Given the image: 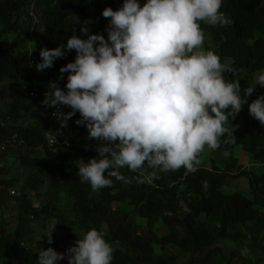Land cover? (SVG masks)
Listing matches in <instances>:
<instances>
[{
	"label": "trees",
	"instance_id": "trees-1",
	"mask_svg": "<svg viewBox=\"0 0 264 264\" xmlns=\"http://www.w3.org/2000/svg\"><path fill=\"white\" fill-rule=\"evenodd\" d=\"M122 3L123 0H0V83L11 81L18 94L4 113H0L10 119V125L0 129V148L16 135L17 141L23 142L20 165L27 169L24 178L19 180L9 178L6 166H0V204L10 199L16 202L9 222H0V264H37L38 254L23 251V244L32 239L36 225L41 222L44 227L51 219L57 220V229L64 230L67 237H73L69 235L70 227L83 229L82 235L73 237L75 244L87 231L95 229L110 245L121 246L122 249L113 251L112 264H177L186 256L189 257L183 264H194L192 255L203 250L206 264H262L264 214L259 209L264 208V127L249 115L248 109V104L264 95V88L259 85L240 113L226 125L234 131L235 142L225 143L228 139L225 135L216 151L231 153L239 147L250 156L253 164L261 166L260 172L239 165L238 160L229 155L219 167L211 162L210 167L197 166V171L188 175L183 168L168 172L156 169L157 179L153 185H147L138 184L134 179L138 173L124 168L120 171L132 178L131 183L124 184L112 178V186L99 190L94 197L90 185L81 183L78 176L79 160L88 162L98 156L95 150L83 146L87 129L75 123L80 118L79 113L68 121L66 128H60L58 123L51 130V134L60 142H67L68 147L47 145L48 115L43 105L34 116V122L26 126L14 123L22 109L19 94H26L22 91L23 85L29 82L30 91L34 86L41 89L43 84L56 82L64 89L68 73L60 79L59 69L73 62L76 53L73 50L56 60L34 84L24 71L25 59L30 56L35 61L40 60L42 48L55 49L66 44L73 33L86 39L80 31L85 21H91L86 25L89 34L103 35L108 19L102 17V11L107 7L117 10ZM140 3L142 6L145 0ZM31 8L41 34L30 31ZM220 11L232 23L223 27L201 22L204 36L208 35L215 46L213 50L208 46L205 49L217 54L221 63L231 59L236 68L244 70L245 81L240 84L243 96V89L255 82L254 73L264 69V0H223ZM92 22L97 23V30L93 29ZM75 28L78 30L74 31ZM6 35H29L33 44L30 50L20 51L19 39L10 44ZM69 111L70 108L63 107V112ZM9 149L0 151V158ZM37 154H42L43 158H36ZM47 178L52 181L46 185ZM240 178L247 181L251 200L241 193L222 192L227 179ZM204 182H207L206 188ZM45 187L52 201L35 205L29 194L41 198V190ZM11 189L19 195L11 197ZM61 195L72 201V221L66 220L60 210ZM124 204L132 207L130 213L121 208ZM135 218L146 223L140 233L134 231ZM157 223L165 228L164 235L155 232ZM219 242H231L235 249L225 255L217 246ZM39 244L48 247L44 235L40 236ZM154 246L161 250L174 246L179 254L157 255ZM245 248L248 257L241 255Z\"/></svg>",
	"mask_w": 264,
	"mask_h": 264
},
{
	"label": "clouds",
	"instance_id": "clouds-1",
	"mask_svg": "<svg viewBox=\"0 0 264 264\" xmlns=\"http://www.w3.org/2000/svg\"><path fill=\"white\" fill-rule=\"evenodd\" d=\"M223 0H123L121 7H107V39L89 34L85 21L81 39L75 33L55 49L42 48L37 71L50 69L66 54L73 62L59 69L67 75L64 89L50 82L41 104L52 113L60 128L75 121L94 141L96 158L80 161L78 176L93 191L111 187L113 179L131 183L121 173H138V184L153 185L156 169L164 172L197 171L200 154L216 150L221 138L235 142L227 127L235 119L257 85L264 88V69L254 73V84L242 89L235 69L205 50L201 22L229 26ZM225 73H231L232 80ZM68 107L65 113L61 108ZM249 115L264 127V95L248 104ZM227 155V152H225ZM151 169L152 171H148ZM207 187V182H204ZM51 230L47 242L52 243ZM112 264L113 249L95 229L77 239L61 254L49 247L38 252L37 264Z\"/></svg>",
	"mask_w": 264,
	"mask_h": 264
},
{
	"label": "rangeland",
	"instance_id": "rangeland-1",
	"mask_svg": "<svg viewBox=\"0 0 264 264\" xmlns=\"http://www.w3.org/2000/svg\"><path fill=\"white\" fill-rule=\"evenodd\" d=\"M90 12L92 13L93 9H91ZM32 13H34L33 10ZM92 26L94 30H97L98 25L96 22H92ZM33 32L38 34L42 33L38 25H36ZM29 35L19 36V37L14 35H6L5 37L7 38V42L10 44L13 41L19 39L20 44L18 46V50L25 51V50H30L31 45L33 44V39H31V36ZM103 35L105 36V39H107V33H103ZM206 46H208L211 50L215 49V46L212 45L208 35H205V40L203 45L204 49ZM40 62H41L40 60H36V63H40ZM223 64L235 69V78L239 80L240 84L245 81L244 70L236 68L234 66V62L231 59L224 60ZM47 72L48 69L41 71V77L45 75ZM225 76L229 80H232L234 78L231 73H225ZM48 85L49 84H43L42 88L38 89L40 90L41 95H44V93L48 91ZM17 95L18 94L16 92L14 83H12L9 80H5L4 82L0 83V113H4V111L8 108V106L16 100ZM19 95L21 97L20 101L22 102V109L20 110L19 116L14 123L19 126H26L34 122V116L39 114V112L41 111L42 104L37 100H33L32 98H30L28 94H24L21 92V94ZM44 109L46 111V107H44ZM83 146L94 150V143L91 142L89 139L85 141ZM21 154L22 151L20 150V148L15 147L9 149L4 156H1L0 162L3 163L4 166H6L7 171L9 172V174L7 175L9 178L22 180L26 175L27 169L23 168L20 165ZM229 155L235 157L238 160L239 165H243L253 172H260L262 169L260 165L253 164L250 156L245 154L239 147H235L231 151V153L227 152V155H225V152L208 149L206 147L205 150L199 156L200 163L197 166L210 167L211 162H214L219 167L224 163L226 159H228ZM35 157L40 159L43 158V155L37 154L35 155ZM51 181L52 178H47L46 185L49 184ZM48 191L49 190L47 189V187H45L44 189L41 190V195H42L41 198H37L34 195V193H30L29 198L35 205L48 203L52 201ZM222 192L224 194L241 193L246 198L250 200L252 199V195L249 193L248 183L244 178H240L238 180L227 179L226 185L222 188ZM98 193L99 191H93L92 195L96 197ZM71 206H72V201L68 199L65 195H61L59 207L64 217L68 221L73 220V214L71 213ZM113 207H116V205ZM121 208L124 209L127 213H130L132 211V207H130L128 204L122 205ZM15 210H16L15 199H10L8 202L0 204V222H4V223L9 222L10 216L11 214L14 213ZM259 210L261 213L264 214V208ZM7 215L9 218L5 219V216ZM145 226L146 223L144 220H141L139 218L134 219V231L136 233L142 232ZM43 228L44 227L41 226V222L39 223V226L37 225L35 226V232L32 239L25 241V243L23 244V251H29L38 254L41 248H43L44 250H47L49 248L46 245L42 247L39 244L40 236L43 235L45 236ZM55 228L57 229L58 227ZM165 231L166 230L161 223L156 224L155 232L158 235H164ZM58 232L60 233L61 237H63V239L58 241L57 246L51 248H53L58 253L64 254L66 253V250L69 247L75 246L73 237L78 238L80 235L83 234L84 231L79 227H70L69 235L73 237H67V233L64 230L61 231L60 229H58ZM217 246L222 250V252L225 255H228L231 251L235 249V245L231 242H219ZM111 247L113 251L118 248L122 249V247L117 244H112ZM154 251L157 255H162V256H167L170 254L173 255L179 254V250L174 246H169L165 250H161L158 246H154ZM204 254H205V250L194 253L192 255L194 264H206L203 261ZM241 255L244 257H248L247 248L242 250ZM188 257L189 256H186L184 259L180 258L177 261V264H183L185 260L188 259ZM262 259H263L262 264H264V255L262 256ZM59 264H67V260L66 259L62 260L59 262Z\"/></svg>",
	"mask_w": 264,
	"mask_h": 264
},
{
	"label": "built area",
	"instance_id": "built-area-1",
	"mask_svg": "<svg viewBox=\"0 0 264 264\" xmlns=\"http://www.w3.org/2000/svg\"><path fill=\"white\" fill-rule=\"evenodd\" d=\"M29 15L31 18V20H29L30 31L32 33L34 28L36 27L38 21L36 19V16L34 15V13H32V8L30 10ZM24 21H27V20L24 19ZM77 30H78L77 28L74 29V31H77ZM35 64H37L36 61L33 58H31L30 56H28L24 61V66H25L24 71L32 79L31 80L32 84L36 83L39 80V78L41 77V71L36 70ZM29 88H30V83L29 82L25 83L22 87V91L25 92L26 94H28V96L30 98H32L33 100H37L38 102L41 103V101L45 98L44 95H41L40 90H38L35 86L32 87V89L30 91H29ZM54 111H56L55 108H46V114L48 115V118H47V132L45 134V141L49 147H55L57 145L68 147L69 144L67 142H60L55 135L51 134V130H52L53 126H55L56 124L59 123L52 116V113ZM61 111H63V108H61ZM9 125H10L9 117H7V116L3 117L0 115V129L7 128ZM57 133L60 135L61 131L58 130ZM22 145H23V142L17 141V136L14 135L10 141H8L5 145H3L0 148V151H4L7 148H15V147L20 148V147H22ZM0 166H3V163L0 162ZM9 195L11 197H16L19 195V193L17 191H15L14 189H11V190H9ZM6 218H9L8 215L5 216V219ZM56 225H57V220L51 219L49 222H47L45 224V226L43 228L44 234H45V240H46L48 247H54L55 245H57L58 241L61 238L60 233L58 232V229L55 228L54 231L52 232V243L49 244L47 242V240H48L47 237L50 236L52 228Z\"/></svg>",
	"mask_w": 264,
	"mask_h": 264
}]
</instances>
